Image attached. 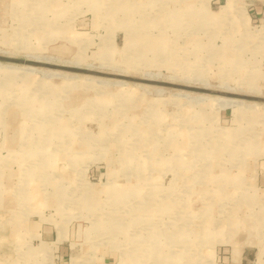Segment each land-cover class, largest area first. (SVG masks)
I'll list each match as a JSON object with an SVG mask.
<instances>
[{
  "label": "rangeland",
  "instance_id": "obj_1",
  "mask_svg": "<svg viewBox=\"0 0 264 264\" xmlns=\"http://www.w3.org/2000/svg\"><path fill=\"white\" fill-rule=\"evenodd\" d=\"M0 57V264H264V0H0Z\"/></svg>",
  "mask_w": 264,
  "mask_h": 264
},
{
  "label": "crops",
  "instance_id": "obj_2",
  "mask_svg": "<svg viewBox=\"0 0 264 264\" xmlns=\"http://www.w3.org/2000/svg\"><path fill=\"white\" fill-rule=\"evenodd\" d=\"M242 234V233H241ZM237 262L238 264H252L251 262L254 261V264L258 261V250H254L253 248H257L255 244H249L244 241H242V236L240 235L239 239L237 240ZM264 260H261L262 262Z\"/></svg>",
  "mask_w": 264,
  "mask_h": 264
},
{
  "label": "bare ground",
  "instance_id": "obj_3",
  "mask_svg": "<svg viewBox=\"0 0 264 264\" xmlns=\"http://www.w3.org/2000/svg\"><path fill=\"white\" fill-rule=\"evenodd\" d=\"M20 1V0H19ZM23 1V0H22ZM118 1V0H117ZM30 2V1H29ZM28 4H30V3H28ZM121 4V3H120ZM34 6V5H33ZM31 8H32V6H31ZM110 8H111V6H110ZM124 10H126V9H124ZM123 11V10H122ZM121 11V12H122ZM116 13V12H115ZM118 14V13H117ZM112 15V14H111ZM120 15V14H119ZM5 67V68H4ZM15 66H13V65H0V73H1V71H2V73H12V69L14 68ZM29 69H31V68H29ZM158 76V75H157ZM156 76V77H157ZM149 77V76H148ZM114 82V81H113ZM28 96V95H27ZM26 98V97H25ZM200 98H208V97H200ZM227 99V98H226ZM219 100H221V99H219ZM223 100V99H222ZM221 102V101H220ZM230 102V104L231 105H233V101L232 100H230V101H228V103ZM233 102V103H232ZM239 103V102H238ZM244 104V103H243ZM230 105V106H231ZM239 105V104H238ZM235 106V105H234ZM12 118V117H11ZM53 121V120H52ZM51 125V124H50ZM39 133V132H38ZM52 135V134H51ZM48 137V136H47ZM49 138V137H48ZM53 138V137H52ZM46 140V139H45ZM48 140V139H47ZM55 142V141H54ZM51 143V142H50ZM44 144V143H43ZM53 144V143H52ZM46 148V147H45ZM38 164V163H37ZM43 169V168H42ZM44 171V170H43ZM117 188V187H116ZM141 188V187H140ZM113 190V189H112ZM132 191H133V189H132ZM141 192V191H140ZM138 193V192H137ZM139 194V193H138ZM83 200V199H82ZM124 200H126V199H124ZM167 239H169V238H167ZM176 240V239H175ZM160 243V242H159ZM169 245H171V244H169ZM161 249V251L160 252H158V250H154L153 248H151V254H152V256L154 257V258H158V259H160V260H162V258H164V261H163V263L164 264H171V263H176V261L175 260H173V259H168V258H166V257H168V256H166V257H164V254H166V251H162L164 248L162 247V248H160ZM169 254H171V255H173V252L172 253H169ZM179 254V253H178ZM172 258H174V256H172ZM173 260V261H172ZM187 262V261H186Z\"/></svg>",
  "mask_w": 264,
  "mask_h": 264
},
{
  "label": "water",
  "instance_id": "obj_4",
  "mask_svg": "<svg viewBox=\"0 0 264 264\" xmlns=\"http://www.w3.org/2000/svg\"><path fill=\"white\" fill-rule=\"evenodd\" d=\"M0 59H1V57H0Z\"/></svg>",
  "mask_w": 264,
  "mask_h": 264
}]
</instances>
